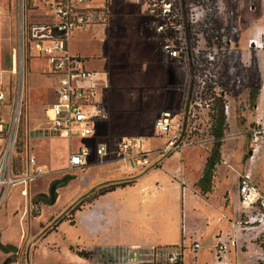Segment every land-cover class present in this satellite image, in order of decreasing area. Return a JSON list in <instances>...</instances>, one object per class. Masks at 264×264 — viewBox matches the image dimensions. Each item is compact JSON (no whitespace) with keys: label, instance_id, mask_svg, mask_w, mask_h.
Returning a JSON list of instances; mask_svg holds the SVG:
<instances>
[{"label":"rangeland","instance_id":"1","mask_svg":"<svg viewBox=\"0 0 264 264\" xmlns=\"http://www.w3.org/2000/svg\"><path fill=\"white\" fill-rule=\"evenodd\" d=\"M45 1L0 0V70L11 69L17 44V19L22 11L20 5L23 6L27 33H31L34 27H41L48 20L45 17ZM94 2L95 5L104 3L103 8L95 13L92 23L71 33L67 49L70 54L84 58L88 70H100L104 65V57L119 61L116 69L110 72L109 89H104H108L106 94L112 101L111 133L131 135L135 133L134 126H138L141 121L145 132L139 138L144 142L145 149L164 145L163 139L150 124L153 118L147 105L152 101L154 108L162 106L165 109V100L172 99L173 102L168 104L171 114H168L176 122L186 106L184 96L197 91L193 76L197 73L202 76V70L206 68H211L216 76L217 89L209 90L205 97L194 101L197 102L194 108L198 113L195 121L198 128L205 130L204 138L211 136L216 102L221 99L218 103L228 107L227 113H224L226 128L220 148L221 162L216 166L211 192L201 195L195 187L196 183H193L182 197L181 189L187 190L188 183L185 181L182 184L180 177L172 178L169 173L184 164L190 177L198 176L204 155L211 149L213 141L190 147L184 153L183 160L179 152L167 155L164 168H158L156 159L148 153L151 165L144 169H129L124 162L106 165L114 160L88 168L86 172L69 169L66 163L68 154L79 146H87L89 140H68L64 135L47 131L44 112L55 99L54 82L44 60L27 52L24 57L23 100L12 169L15 173H22L27 158L34 157L46 173L27 184L26 196L20 195L21 186L13 188L0 208V264H120L117 259L121 255L125 259L129 257L126 245L144 242L149 246H174L182 239L187 245L186 240L191 231L200 239V247L195 256L190 251L185 252V264H193L194 261L195 264H211L214 262L215 239L221 237V234L213 235L214 231L224 224L231 231V223L235 219L229 213L237 210L238 214L237 198L235 206L229 208L231 195L234 196L236 191L238 174L250 171L252 179L264 192V138L257 142L260 147L255 159L252 162L249 160L254 145L251 129L255 107L259 105L264 112V98L262 102L259 98L260 89H264V0H203L204 23L212 25L214 32L210 34L213 35L211 38L201 42V53L197 57L192 56L195 62L198 61L195 66H191L190 56L181 62L186 79L183 100L178 110V94L173 93L175 89L167 91L160 86L161 82L153 84L154 87H146L139 80L141 77L137 76V72L123 68L120 61L122 51L119 49L117 52L113 48L116 43L121 47V39L114 42L106 35L122 30L126 33L132 31L133 19L127 17L134 16L135 9L119 6V0ZM110 16L112 19L108 24ZM252 40L255 43L252 44ZM150 42L156 44L152 40ZM209 47L213 49L210 57L214 59L211 66L205 64L204 67L203 61L207 57L205 49ZM8 78L10 89L13 90L15 78ZM254 91L256 97L253 101L251 96ZM157 111H151V115L158 113L162 116V111ZM4 112L8 119L9 108ZM197 137H200L199 134ZM121 138L124 137L101 136L95 141L115 142ZM88 176L94 178L92 184L104 179L117 180L94 186V192L112 182L124 184L133 181L129 183L130 186L117 188L105 195L107 219L100 223L99 231L92 236H87L80 228V216L87 209L86 203L82 204L79 211H70L84 195L87 185H90L81 186ZM65 178L64 185L55 190V199L51 203L50 187ZM178 187L180 192L177 191ZM245 239L254 246L243 248L242 251H231L225 261L227 264H261L248 255L259 254V246L264 247V237L254 240L249 235ZM77 252L86 255L81 257Z\"/></svg>","mask_w":264,"mask_h":264},{"label":"built area","instance_id":"2","mask_svg":"<svg viewBox=\"0 0 264 264\" xmlns=\"http://www.w3.org/2000/svg\"><path fill=\"white\" fill-rule=\"evenodd\" d=\"M122 1L143 7L144 14L150 20L147 26L150 40L159 45L162 53L178 62H183L190 56L191 66L198 63L194 57L201 53V42L211 38L213 35L210 34L214 32L212 25L204 23L203 0ZM93 2L94 0H46L45 17L48 20L41 27H34L31 33H27L23 6L20 5L22 11L17 19V44L11 69L0 70V208L13 188L21 186L20 194L26 196L27 184L46 173L45 168L37 164L33 157L27 158L22 173H15L12 169V155L16 146L23 100L24 57L27 52L41 57L47 65L48 73L55 80V99L48 104L44 112L48 131L64 135L68 140L85 141L94 135L95 123L105 119L102 90L107 87L106 75L88 70L84 59L70 54L67 49V40L71 33L92 23L95 13H99L103 8L93 7ZM205 50L207 57L205 56L203 65L211 66L214 57H210V54L213 49L209 47ZM202 73V76L200 73L193 76L197 91L184 96L186 106L180 113L181 118L173 122L169 114L164 113L155 120L154 129L165 139L158 153L160 156L182 153L186 148L203 146L213 141L212 135L202 137L205 130L198 128L195 121L198 113L194 108L197 102L194 101L200 100L209 90L215 91L218 87L211 68L203 69ZM7 75L15 78L13 90L10 89ZM259 98L262 102L263 88L260 89ZM205 105L209 108L208 104ZM223 107L226 114L228 107ZM6 108H9L8 119L4 112ZM254 111L251 129L254 145L249 157L251 162L259 152L258 140L264 138V112L260 110L259 105ZM198 134L200 137H197ZM94 143V147L79 146L74 152H70L67 156V167L85 170L91 166L104 165L111 160L127 163L133 169H144L151 165L145 144L140 138L124 137L115 142ZM181 173L182 166L175 170L174 177H180L181 183L184 184ZM181 191L183 195L185 188L182 187ZM237 200L239 215L231 223L230 235L216 237L213 264H227L225 261L231 250L242 251L246 248L248 241L245 237L252 235L254 240L264 237V192L254 182L250 171L239 173L237 176ZM199 246L198 241H193L188 246L194 256ZM127 249L129 257L125 259L120 256L118 263L184 264L183 254L186 247L184 240H181L176 246H129ZM259 249V254L250 258L264 264V247L259 246Z\"/></svg>","mask_w":264,"mask_h":264},{"label":"crops","instance_id":"3","mask_svg":"<svg viewBox=\"0 0 264 264\" xmlns=\"http://www.w3.org/2000/svg\"><path fill=\"white\" fill-rule=\"evenodd\" d=\"M103 2L105 3V1H103ZM104 3H101L99 5H95V2H93V7L98 8L99 6H103ZM118 5L121 6L124 4L118 3ZM124 6L133 7L135 9L134 16L130 15L127 17V18L133 19L131 22V24L133 26V30L130 31L129 33H126L124 30H122V31H116V34H111V33L106 34L108 39L113 40L114 42H117L119 39H121V42H122L121 47L118 46V44L116 43L115 47H113V48L117 52L119 51V49L122 51L120 61L122 62L123 68H128L130 71L132 70L133 73L137 72V74H138L137 76L140 75V77H141L140 79L137 77V79L142 81L143 84L148 88L154 87L155 85H153V84H160V82H161L162 85H160V86L165 88V90L167 89V91L168 90L171 91V90L175 89L173 91V93L175 92L176 95L178 94V105H177V110H178L181 103H182V100H183V91H184L183 86L185 85V79H186L185 74L183 72L184 68L181 65V62L175 63L173 61L175 59L170 58L166 54L162 53V51H161V49L157 43L154 44L153 42H150L151 40H150L149 34L147 33L148 30L146 29L148 24L150 23V20L144 14L143 8L136 7L134 5H124ZM111 19H112V17L110 16V20L108 19V21H109L108 24L110 23ZM82 29H84V28H82ZM77 30H81V29H77ZM104 58H105V61H104V65L102 66V68L100 70H92V71H96L98 73L106 75L107 82H108V87H106V88L109 89L110 72H111V70L116 69L119 61L118 60L111 61L108 57H104ZM84 61H85V66H86L87 61L85 59H84ZM167 62H170V64H168ZM143 75L145 78L143 77ZM52 80L55 83V80L53 78H52ZM108 89L102 90V100H103L105 119H104V121L102 120L100 124H99V122L95 123L94 135L90 139H87V140H89L88 146H90V144L92 142L94 143L96 138H101V136L106 137V138H108V136H112L113 138H118V137L139 138V136L144 135L143 132H145L144 131L145 128H143L141 121H139L138 126H134L133 132H135V133H133L131 135L128 133H124V135L117 134V133L115 135V134L111 133L109 123L112 119V118H110V115H111L110 109H111V102L112 101H111L110 96L106 94V93H108ZM165 101L167 104L165 109H162V106L159 109L154 108V104H152L153 103L152 101L149 103V105H147V109H150L149 110L150 117L153 118V119H151V123H150L152 126L154 125L153 124L154 121L156 119L160 118L161 116H160V114L158 115V113H157V115L156 114L151 115L152 114L151 111L153 112L154 110H158L157 112H159V110H160V111H162V113H161L162 115L164 113L171 114L168 111V104L172 103L173 100L170 98H167V100H165ZM171 119L173 120V118H171ZM48 132H50V131H48ZM159 137H160V139H163V141L165 142L164 136L162 134L159 133ZM162 146L163 145H161V146L159 145V146L153 147L152 149H146V151L149 153V155H153L154 159H156V163L159 166L158 168H164L165 160L168 159V157H166V156H160L159 154L157 155V152L162 148ZM189 148H186L185 150L182 151V153H181L182 160L184 157V153ZM170 155H172V154H170ZM207 155H208V153H206V155H204L203 166L199 169L198 176L190 177V175L187 174L185 171L186 166L184 164H181V166L183 167L182 168L183 169L182 170L183 178L185 177L184 180L186 179L185 181L188 183V184L186 183L188 188H187V190H185V193H187L189 191L191 184H193V183L195 184L199 180V178L201 176V171L204 167V163H205V159H206ZM155 157H157V158H155ZM117 162H121V161H115L113 163H109L106 165H112V164L117 163ZM181 162L184 163V161H181ZM125 164L127 165V167L129 169H131V167L127 163H125ZM91 167H93V166H91ZM91 167H89V168H91ZM87 169L81 170V171L86 172ZM169 174L173 178L175 175V169H173L171 171V173H169ZM93 180H94L93 177L88 176L86 179H84V181L81 182L82 188H83V185L90 184V185H87L86 189H84V191H83L84 194L87 193L91 188H93L94 186H96L98 184H101L102 182L117 181V180L104 179L101 182H97V183L92 184L91 182ZM88 182H90V183H88ZM195 187H196V189L198 188L196 185H195ZM177 191L180 192L179 187L177 188ZM197 192H198V190H197ZM199 192H200V190H199ZM209 193H206V194H209ZM107 194H109V193H107ZM107 194H105V195H107ZM206 194H204V195H206ZM105 195L96 199L92 204L87 205V209H85L83 211L84 214L80 216V225H81L80 228L83 230V232L87 236H92V235L96 234V232L99 231L100 223L103 220L105 221L107 219V210L104 207V205L106 204V202L104 201ZM233 195L234 196L231 195L229 208H232L233 206H235V199L237 198V186H236V191L234 192ZM182 197H183V195H182ZM239 209L240 208L238 206V214H237V210H234L233 212L231 210H229V211H231L229 213L230 216L232 218L236 219L237 215H239ZM187 230L188 229L185 228V232H187ZM231 231H230V227L226 226V224H224L221 228H217L214 231L213 235H215L217 233V234H221V237H226V236H228L227 234L231 233ZM192 232L193 231H191L189 233V237L186 240V241H188L187 242L188 244L187 245L185 244L186 249L184 250V254L186 251H190L188 246L190 245L191 242L198 241L200 244V239L195 237V232L194 233H192ZM182 240H184V239H182ZM184 242H185V240H184ZM129 246L147 247V246H149V244L144 243V242H137V243L126 245V248H128ZM156 246H160V245H156ZM163 246H166V245H163ZM174 246H176V245H174ZM252 246H254V244L252 242L248 241L246 244V248L248 249ZM231 251L233 252L234 250H231ZM253 251H254V249L251 248V252H253ZM184 254H183V263L185 264ZM248 256L250 257L252 255L249 254ZM203 264H208V263H203ZM211 264H213V263H211Z\"/></svg>","mask_w":264,"mask_h":264},{"label":"trees","instance_id":"4","mask_svg":"<svg viewBox=\"0 0 264 264\" xmlns=\"http://www.w3.org/2000/svg\"><path fill=\"white\" fill-rule=\"evenodd\" d=\"M118 3L124 5H133L129 3H124L122 0H119ZM136 7L143 8L141 6H136ZM255 97H256V92L254 91L252 92V96H251L253 101ZM218 102H221V99H219ZM218 102H216V106L213 109V116H212V124H211V135L213 137L212 147L209 150L208 155L205 159L202 174L196 183V186L198 187L202 195L211 192V184L215 176L216 166L219 165V163L221 162L220 148L222 146V140L224 137V131L226 125H225V115L223 112V105L222 103H218ZM89 147H94V145H92L91 143ZM131 182L133 181L124 184L112 182V184L106 186L105 188H101L96 192H94V188L90 189L87 193H85L83 196L79 198L76 205H74L70 211L72 212L79 211L83 203H86V205H90L99 197L107 193H111L115 191L117 188H124L126 186H130L129 183ZM76 254L81 257L82 256L85 257L86 255L83 254V252H77Z\"/></svg>","mask_w":264,"mask_h":264},{"label":"water","instance_id":"5","mask_svg":"<svg viewBox=\"0 0 264 264\" xmlns=\"http://www.w3.org/2000/svg\"><path fill=\"white\" fill-rule=\"evenodd\" d=\"M66 178L65 179H63V180H61V181H59V182H56V183H54L51 187H50V190H49V196H50V199H51V203H53L54 202V194H55V190L56 189H58V188H60L61 186H63L64 185V183L66 182Z\"/></svg>","mask_w":264,"mask_h":264},{"label":"bare ground","instance_id":"6","mask_svg":"<svg viewBox=\"0 0 264 264\" xmlns=\"http://www.w3.org/2000/svg\"><path fill=\"white\" fill-rule=\"evenodd\" d=\"M251 43H252V44L255 43V40H252ZM260 47H261V46H257V48H260Z\"/></svg>","mask_w":264,"mask_h":264}]
</instances>
